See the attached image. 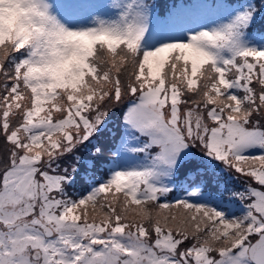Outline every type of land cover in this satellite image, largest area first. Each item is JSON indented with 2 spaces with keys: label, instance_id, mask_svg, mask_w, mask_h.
Listing matches in <instances>:
<instances>
[{
  "label": "snow or ice",
  "instance_id": "6c2138e0",
  "mask_svg": "<svg viewBox=\"0 0 264 264\" xmlns=\"http://www.w3.org/2000/svg\"><path fill=\"white\" fill-rule=\"evenodd\" d=\"M0 264H264V0H0Z\"/></svg>",
  "mask_w": 264,
  "mask_h": 264
},
{
  "label": "trees",
  "instance_id": "16d2710c",
  "mask_svg": "<svg viewBox=\"0 0 264 264\" xmlns=\"http://www.w3.org/2000/svg\"><path fill=\"white\" fill-rule=\"evenodd\" d=\"M182 0H165V1H163V0H160V2H162V3H167V4H169V5H171V4H177L178 2H181ZM185 1H191V0H185ZM120 113L118 112V115H119ZM239 182V181H238Z\"/></svg>",
  "mask_w": 264,
  "mask_h": 264
},
{
  "label": "rangeland",
  "instance_id": "374dc122",
  "mask_svg": "<svg viewBox=\"0 0 264 264\" xmlns=\"http://www.w3.org/2000/svg\"><path fill=\"white\" fill-rule=\"evenodd\" d=\"M163 1H165V0H163ZM183 2V1H182ZM182 2H178L177 4H179V3H182ZM192 2V0L191 1H186V2H183V3H191ZM118 114V113H117Z\"/></svg>",
  "mask_w": 264,
  "mask_h": 264
}]
</instances>
